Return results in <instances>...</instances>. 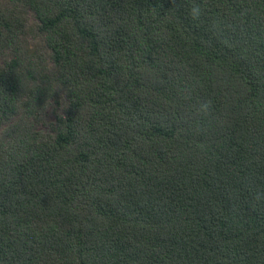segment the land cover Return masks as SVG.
<instances>
[{
    "label": "trees",
    "instance_id": "1",
    "mask_svg": "<svg viewBox=\"0 0 264 264\" xmlns=\"http://www.w3.org/2000/svg\"><path fill=\"white\" fill-rule=\"evenodd\" d=\"M262 191L264 0H0V264H264Z\"/></svg>",
    "mask_w": 264,
    "mask_h": 264
},
{
    "label": "clouds",
    "instance_id": "2",
    "mask_svg": "<svg viewBox=\"0 0 264 264\" xmlns=\"http://www.w3.org/2000/svg\"><path fill=\"white\" fill-rule=\"evenodd\" d=\"M177 4L173 3L171 8H175ZM204 9L199 3H193L188 9V15L193 20H199L203 15ZM213 31L217 30L218 25L213 23L211 25ZM187 96V93H184ZM211 109V102L209 100H200L195 106V112L197 115H206ZM256 201H264V191L256 192L253 197Z\"/></svg>",
    "mask_w": 264,
    "mask_h": 264
},
{
    "label": "rangeland",
    "instance_id": "3",
    "mask_svg": "<svg viewBox=\"0 0 264 264\" xmlns=\"http://www.w3.org/2000/svg\"><path fill=\"white\" fill-rule=\"evenodd\" d=\"M29 21L33 22L32 17L29 18ZM53 108H54V106L52 104H50V106L47 108V111H46L45 122H44V124H40V126H39L43 131H49L50 130V123L54 119L53 118Z\"/></svg>",
    "mask_w": 264,
    "mask_h": 264
}]
</instances>
